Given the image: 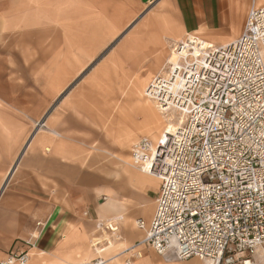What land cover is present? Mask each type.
Listing matches in <instances>:
<instances>
[{
    "label": "crops",
    "instance_id": "obj_1",
    "mask_svg": "<svg viewBox=\"0 0 264 264\" xmlns=\"http://www.w3.org/2000/svg\"><path fill=\"white\" fill-rule=\"evenodd\" d=\"M263 5L264 0H0V260L27 250L26 264H83L95 257L92 242L98 240L105 264H124L119 252L146 232L136 221L147 226L153 216L160 180L141 172L132 155L134 139L147 137L139 133L154 126L156 133L147 138L156 142L168 126L151 109L153 101L143 103L147 111L124 112L118 129L135 134L124 143L116 136L111 148H88L82 134L69 135L56 119L32 135L30 120L70 80L48 68L65 64L59 61L62 51H76L68 54L76 60L72 64L92 66L134 19L136 27L124 39L132 51L143 38L158 44L142 46L150 55L163 46L160 38L168 44L188 34L220 46L241 34L252 6ZM121 50L80 86L77 108L89 119L99 113L97 99L110 95L100 89L112 82L106 79L110 71L119 81L115 56H130ZM132 61L135 66L138 60ZM96 219L116 221L117 231L98 228ZM138 249L141 256L129 264H204L194 256L167 260L146 245ZM254 264H264V254H255Z\"/></svg>",
    "mask_w": 264,
    "mask_h": 264
},
{
    "label": "built area",
    "instance_id": "obj_2",
    "mask_svg": "<svg viewBox=\"0 0 264 264\" xmlns=\"http://www.w3.org/2000/svg\"><path fill=\"white\" fill-rule=\"evenodd\" d=\"M172 50L176 62L148 92L163 110L175 107L185 116L154 152L147 137L132 148L136 160L139 152L150 156L149 171L160 177L153 216L147 226L137 220L146 232L134 246L167 260L253 264L264 251V5L248 10L241 34L229 43L202 47L188 34ZM95 221L118 229L111 219ZM92 248L95 257L83 264H104L100 241ZM119 253L125 262L141 254L130 246ZM27 260V250L15 251L0 264Z\"/></svg>",
    "mask_w": 264,
    "mask_h": 264
},
{
    "label": "rangeland",
    "instance_id": "obj_3",
    "mask_svg": "<svg viewBox=\"0 0 264 264\" xmlns=\"http://www.w3.org/2000/svg\"><path fill=\"white\" fill-rule=\"evenodd\" d=\"M137 21V19H134L129 25L121 27L118 38L114 39L112 43H109L108 46L110 47L107 46L100 51L101 53L94 59L92 66H76L72 64L75 59L68 57L69 53L74 54L76 51H62V59L59 61L64 62L65 64H57L48 68L53 70L52 73L57 72L58 75L70 77V80L64 83L57 94L49 100L44 112L37 118L30 120L32 135L34 130L38 132L48 129L47 126L49 127V125H51L50 122L52 119H56L57 124L66 130L68 134L71 133L76 136L82 134L87 139V143L90 144L88 145V148L91 147V144L93 147L103 146L104 149L111 148L110 146L117 144V141L118 143L127 142V138H130L131 135L135 134V131L133 130L118 129L119 126L122 125L123 119L126 116L124 112L128 111L132 114L143 109L142 105L145 100H147V97L144 95V89L152 80L153 73L162 67V65H165L170 52L169 43L166 44L165 39L163 40L160 38L161 36L159 37V40L164 42L163 46L159 49H150V55H146L149 49L147 51L146 49H141L142 46L145 45H150V48H153L156 45L158 46L157 42H150L148 40L149 38H143L136 42V45L140 49L134 51L126 49L124 46L126 41L124 39L133 32ZM137 35L138 34L136 33L135 36ZM200 39L205 46L214 45L211 41H207L203 38ZM118 48H122L124 51H129L130 56H125L124 58L122 55L118 57L120 52L115 56L116 61L114 65L119 75V81L116 75L112 73L113 71H110L111 73L106 79L110 78L112 79V82L109 86L107 83H103L100 87L101 92L109 91L110 95L108 98L101 97L97 99V108L99 109L100 114L98 113L97 115H94L92 119H89L77 108L78 101L81 100L80 96H82L80 95V86L87 83V80L90 79L92 73L95 70H99L103 65H106L108 60V63H111L110 59L114 57L115 51ZM133 52L136 56H131V53ZM142 54H144V57L141 56ZM132 59L136 61L138 60L135 66L132 65ZM166 66L167 65H165V67ZM85 67L86 69L83 70ZM87 90L91 92L90 88H87L86 91ZM151 109L154 113L158 112L154 106L151 107ZM143 110L147 111L146 108ZM171 114L174 118L177 113L172 111ZM39 120H43L45 125L38 127L37 130L36 121ZM173 121L176 120L174 119ZM162 127L163 124H161V128ZM141 130L143 131L144 129H139L137 133ZM155 130V127L150 125L146 128L145 133H139L138 135H144L151 139L156 133ZM135 139L134 141L136 142L137 140ZM152 142L155 143V140Z\"/></svg>",
    "mask_w": 264,
    "mask_h": 264
},
{
    "label": "bare ground",
    "instance_id": "obj_4",
    "mask_svg": "<svg viewBox=\"0 0 264 264\" xmlns=\"http://www.w3.org/2000/svg\"><path fill=\"white\" fill-rule=\"evenodd\" d=\"M175 40L176 39L169 40L170 52H169L168 58L166 59V63H165V65H169V67H170V64L175 63L176 60H177V53H176V51L172 50V42H174ZM199 40H200V43H201L202 47H205V45L202 43V40L200 38H199ZM165 65H163L160 68V70L158 71V73L152 78V80L149 82V84L144 89V95L147 97V99H149V100H151V101H153L155 103V107H156L158 113L163 118H165V120H166L165 122L168 124L167 128L164 129L162 131V133L160 134V137H159V140L158 141H156L155 143H153L152 141H150V150H151V152H154L155 151L156 146H157V143H159V141H161L162 139H164L168 133H172L173 131L177 130L178 127H180V125L184 121V116H185L184 113H182L181 111H178L175 107L169 106L168 108H166V109L163 110L162 108H160L157 105L156 101L150 96V94L148 92V89L150 87L155 86L157 84V82L159 81V80H157L158 77L165 76L166 75V73L168 71L167 70V67L168 66L165 67ZM171 80H173V76L171 77ZM172 111H174V112L177 113L174 118H173V115L171 114ZM174 119L176 121H173ZM36 126H37L36 128L43 126V120L37 121L36 122ZM139 138H141V137H139ZM135 143L136 142L134 141V143L132 145L134 146ZM133 146H132V148H133ZM144 154H145V152H143V153H140L139 152V156H141V157H139L137 160H136V157H135V160L138 163V165H137L138 169L141 172H143L145 174H148V175H151L153 177H156V178H158L160 180V177H158L157 174H154L153 171H152V169L149 171V164H150V160L151 159L149 158L150 157L149 155H147L145 157ZM136 224L138 226V221H136ZM134 245H131L130 248L131 249L138 250V247L137 246H134ZM257 253L262 255V254H264V251L263 250H258L255 254H257ZM137 256L139 257V256H141V254H137ZM28 259H29V254H28ZM170 260H178V259H170ZM27 262H28V260H27ZM129 263H130V261H127V262L124 261V264H129ZM204 264H205V262H204ZM253 264H254V262H253Z\"/></svg>",
    "mask_w": 264,
    "mask_h": 264
},
{
    "label": "snow or ice",
    "instance_id": "obj_5",
    "mask_svg": "<svg viewBox=\"0 0 264 264\" xmlns=\"http://www.w3.org/2000/svg\"><path fill=\"white\" fill-rule=\"evenodd\" d=\"M227 103H229V104H231L232 103V101H227ZM213 167H217V166H213ZM247 182L245 181V184H246Z\"/></svg>",
    "mask_w": 264,
    "mask_h": 264
}]
</instances>
